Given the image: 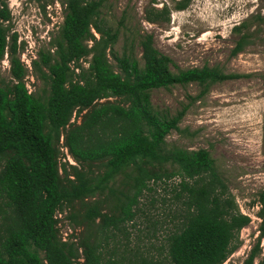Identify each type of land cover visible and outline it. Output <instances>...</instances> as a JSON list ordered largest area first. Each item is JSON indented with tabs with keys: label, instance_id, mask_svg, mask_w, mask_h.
Wrapping results in <instances>:
<instances>
[{
	"label": "trees",
	"instance_id": "trees-1",
	"mask_svg": "<svg viewBox=\"0 0 264 264\" xmlns=\"http://www.w3.org/2000/svg\"><path fill=\"white\" fill-rule=\"evenodd\" d=\"M61 1L64 20L51 48L31 64L45 85L41 96L27 86L11 11L0 0V65L9 54L13 76L12 84L0 85V264H224L252 219L240 211L208 150L167 145L186 108L170 116L152 105L150 93L191 83L208 89L250 74L209 65L174 71L151 34L139 36L142 63L129 52L119 55L112 52L118 31L101 20L105 0ZM173 1L179 11L191 2ZM146 21L170 23L171 9L152 7ZM248 41L242 35L233 54ZM61 141L76 165L65 159ZM165 178L178 181L170 185L173 228L159 255L135 254L128 263L108 255L110 231L133 221L139 197ZM76 205L68 217L83 232L64 240L58 214ZM259 205L261 237L244 264H255L262 250L264 192Z\"/></svg>",
	"mask_w": 264,
	"mask_h": 264
},
{
	"label": "rangeland",
	"instance_id": "rangeland-1",
	"mask_svg": "<svg viewBox=\"0 0 264 264\" xmlns=\"http://www.w3.org/2000/svg\"><path fill=\"white\" fill-rule=\"evenodd\" d=\"M7 4L12 16L11 34L17 35V55L28 70L27 86L31 92L45 96V85L31 64L39 51L51 48L50 40L64 20L65 6L61 0H7ZM165 5L171 9L170 23L146 21V10ZM174 6L173 0H105L101 20L107 28L118 31L112 52H129L141 63L139 36L151 34L154 46L172 58L174 71L209 65L226 73L250 74L212 84L208 89L191 83L150 93L152 105L170 116L186 108L179 129L167 136V145L208 150L240 211L251 217V223L238 236V249L224 263L244 264L261 237L257 213L264 192V0H191L181 11ZM244 23L247 25L241 30L235 29ZM244 34L249 36L248 44L234 55L233 50ZM110 60L116 63L111 53ZM83 64L88 66L87 62ZM12 82L7 54L0 65V85ZM76 121L81 122V117L75 116L73 122ZM60 146L65 159L76 165L63 141ZM122 181L123 176H119L114 186L121 187ZM175 181L178 178H165L139 197L133 207V221L110 231L108 255L118 259L124 256L125 263L135 254L159 255L174 224L168 206L170 185ZM112 205L110 197V208ZM78 209L79 205L65 206L58 214L64 240L76 241L77 237L72 236L83 232V227H76L68 217ZM260 246L255 264H264V237Z\"/></svg>",
	"mask_w": 264,
	"mask_h": 264
}]
</instances>
